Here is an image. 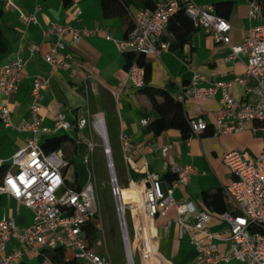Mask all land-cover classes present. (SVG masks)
I'll return each instance as SVG.
<instances>
[{
    "label": "crops",
    "instance_id": "obj_1",
    "mask_svg": "<svg viewBox=\"0 0 264 264\" xmlns=\"http://www.w3.org/2000/svg\"><path fill=\"white\" fill-rule=\"evenodd\" d=\"M195 1L212 5L224 1L233 2L232 12L227 17L222 16L231 25V45L241 44L247 30L264 20L258 0ZM251 1L259 5L263 19L251 16ZM141 9L144 8L133 5L129 7L132 20ZM19 10L26 14H36L38 22H25ZM0 22L8 44L7 51L0 52V66L17 58L28 60L17 89L8 96L3 95L4 99L8 100L13 124L10 127L0 124V158L5 160V163H8L12 156L25 146L30 136L19 127L32 120L30 93L36 76L50 80L48 88L42 91L41 119L43 126L48 130L41 134L40 142L42 144L48 138L61 135H68L75 141L77 153L73 164L68 165L69 159L64 150H54L63 156L65 166L62 171L67 186L74 190H80L89 181L92 182L88 164L97 143L88 139L82 132L90 129L100 138L92 125L96 116H101L105 123L108 145L114 162L106 121L107 115L111 116L109 124L111 138L118 150L117 157L122 163L123 177L128 181V187L123 186L130 188L129 204L131 205L133 189L144 187L143 180L148 171H154L167 180L165 176L172 172L173 165L190 164L195 170L190 181L188 184L177 186L173 194L176 200H186L198 209H205L203 193L218 189L226 192L225 186L233 180L231 170L223 161L225 153L243 150L250 156H256L262 149L264 143L262 133L255 134L252 130L259 122H245L244 129L237 133H215L217 127L215 121L222 109L220 94L210 100L187 98L183 103L189 119L201 117L209 123L208 128L191 141L184 139L176 129H169L160 134L148 130L149 122L159 115L151 109L147 97L140 88L133 86L127 80L125 52H122L116 43L126 38L125 27L119 17L104 15L101 0H68L67 2L65 0H12L11 4L4 3ZM54 24H71L80 29L93 30V33L84 36L78 42H73L69 35L64 37L65 47L60 50L59 55L70 54L72 58L69 60V66L59 70H53L45 60V55L49 52L56 36L53 34L45 36L43 31ZM107 35L111 38L109 39ZM32 44L40 45V50L34 54L31 53ZM231 53L232 49L229 45L216 43L212 34L199 28L192 41L185 45L183 50H168L163 51L159 56H144L145 61L150 64L149 84L164 87L173 81L177 86L176 96L179 86L188 84L195 74L206 78L204 85L232 80L244 73L247 56L240 53L239 56L229 59ZM232 94L238 100L243 99L244 88L234 83ZM60 113H63L71 123L68 130L56 128V120ZM79 118L87 120L85 127H78ZM143 119H148V124L144 125ZM122 134L129 136L128 151L123 147ZM87 140L94 144L92 151L89 150ZM101 142L105 150L102 139ZM164 146H169L166 157L162 155ZM114 166H116L115 162ZM71 167H73V177H70L68 173ZM133 172L139 176H134ZM77 185H80V188H76ZM225 198L230 209L234 207L227 193ZM133 212L138 218L135 207ZM130 213L132 215V210ZM213 214L209 228L215 234L214 242L219 250L227 251L229 243L225 237L228 234V224L220 218L219 214ZM2 217H13L18 228L23 230L32 224L34 213L22 202L3 193L0 194V218ZM178 217L176 209L172 208L166 217L158 215L148 219L144 223V240L170 264H196L198 250L186 236L180 238ZM189 221L193 222L191 214ZM132 225L134 231V219ZM128 235H130L129 231ZM141 240L144 243L142 235ZM96 243L100 242L95 239L94 244ZM92 248L100 252L95 246ZM38 250L37 245H29L16 235L11 237L4 249L1 248L0 241L1 258H5L13 251L22 253L21 259L10 264H39L41 255ZM66 252L68 258L75 256L73 251ZM226 264L245 263L232 259Z\"/></svg>",
    "mask_w": 264,
    "mask_h": 264
},
{
    "label": "built area",
    "instance_id": "obj_2",
    "mask_svg": "<svg viewBox=\"0 0 264 264\" xmlns=\"http://www.w3.org/2000/svg\"><path fill=\"white\" fill-rule=\"evenodd\" d=\"M12 3V0H1ZM179 9L193 20L198 28L212 34L216 43L229 45L232 53L229 59L244 53L247 56L245 71L232 80H224L204 85V76L195 74L186 85L179 86L176 98L182 103L187 98L194 100H210L220 94L222 103L221 113L217 117L216 134L237 133L244 129L245 122H259L252 130L262 133L264 139V20L246 32L244 41L239 45H231V25L228 20L215 11L212 4H201L195 0H155L153 9H141L133 16L134 27L129 35L116 41L122 52L159 56L169 50V43L163 40L171 16ZM20 16L25 22L37 23L36 14H26L22 10ZM251 16L263 19L259 5L251 1ZM44 35H55L56 38L45 55V60L53 70L69 66L70 54L60 56L59 52L65 47L64 37L71 36L73 42H78L93 30L80 29L71 24H54L43 31ZM110 39L111 36L107 35ZM40 50L39 44L31 45V53ZM27 59L17 58L0 66V124L13 126L8 100L3 95H10L17 87L26 65ZM127 80L137 88L145 84V68L135 59L127 70ZM49 79L36 76L30 93V109L32 120L23 123L19 129L30 134L26 144L9 160L0 158V167L8 164V169L0 182V194H9L34 213L32 224L20 230L13 217L0 218V241L4 249L13 235H16L29 245H37L41 255L39 264H55L45 252L46 249L62 247L73 251L75 257L85 264H111L110 260L89 246L84 230L87 221L98 214L97 198L92 182H88L80 190L67 186L63 173L65 161L57 151L46 152L40 142V136L48 130L41 119L42 91L49 86ZM244 88V98L236 99L232 94L233 84ZM122 86V85H121ZM250 96L253 98H250ZM96 116L92 122L95 132L105 145L108 156V168L112 185V194L116 200V211L123 232L124 243L128 239L126 210L134 206L125 205L121 201V188L111 158V148L105 129L98 125ZM192 134L187 138L191 141L204 132L209 123L204 118L190 120ZM87 120L79 118L78 127H85ZM144 125L148 119H143ZM71 123L63 113L56 120L57 129L68 130ZM85 139V138H83ZM123 147L130 149L129 136L121 135ZM89 150L94 144L87 140ZM169 146L162 148L166 157ZM87 158V156H86ZM224 163L233 175L232 182L225 186V191L234 203V209L221 213L220 218L228 224V234L225 240L229 243L227 251L217 248L215 234L209 224L213 213L206 209H198L191 202L176 200L174 189L179 185L188 184L194 173V167L173 165L172 173L175 178L165 180L154 171H148L143 182L142 195L137 194V202L147 219L155 216L166 217L174 208L179 217V236L187 237L198 250L196 264H226L232 259L245 264H264V143L256 156H250L243 150H232L223 156ZM61 192V193H60ZM137 202H133L136 204ZM192 215L193 222L189 221ZM127 250V249H126ZM155 264H170L161 257L151 246ZM22 258L20 251H13L5 258L0 257V264H10Z\"/></svg>",
    "mask_w": 264,
    "mask_h": 264
},
{
    "label": "trees",
    "instance_id": "obj_3",
    "mask_svg": "<svg viewBox=\"0 0 264 264\" xmlns=\"http://www.w3.org/2000/svg\"><path fill=\"white\" fill-rule=\"evenodd\" d=\"M68 0H65L67 2ZM264 16V0H258ZM103 13L106 17H119L125 27V37L134 27L133 20L129 15V7L136 6L144 9H153L155 0H101ZM4 3L0 0V17L3 12ZM215 11L220 16L227 17L233 9V2L224 1L218 2L215 5ZM199 28L195 25L183 9L177 10L170 18L168 28L163 36V40L169 43V50H183L185 45L189 44L195 32ZM8 48L7 40L3 33V28L0 22V52H6ZM127 69L136 59L140 65L145 68V84L140 88V91L147 97L151 109L155 110L159 117L152 119L147 125V129L155 134H160L169 129L178 130L184 139H187L192 134L191 122L185 112L184 104L179 101L176 96L177 86L173 81L167 83L164 87H156L149 84L150 81V64L145 61V54H136L135 52H125ZM45 151L50 152L58 149L64 150L69 159L68 165L73 164L74 156L77 153V145L75 141L68 135H61L46 139L42 142ZM8 169V164L0 167V181ZM133 175L138 177L139 174L133 172ZM141 176V175H140ZM168 181L175 178L171 172L166 176ZM76 188H80L77 185ZM224 190L205 191L203 193L204 208L215 214H221L234 209L226 201ZM233 206V204H232ZM84 230L89 242V246H94V241L99 232L98 215L91 217ZM45 252L54 260L55 264H85L77 257L68 258L67 252L62 247L46 249Z\"/></svg>",
    "mask_w": 264,
    "mask_h": 264
},
{
    "label": "rangeland",
    "instance_id": "obj_4",
    "mask_svg": "<svg viewBox=\"0 0 264 264\" xmlns=\"http://www.w3.org/2000/svg\"><path fill=\"white\" fill-rule=\"evenodd\" d=\"M108 134L113 148V158L115 162L116 172L118 174L119 184L121 188V201L124 206L131 201L130 188L128 181L123 177L122 163L119 161L117 154L118 150L114 146L112 133L109 127L111 116L107 115ZM88 139L97 143L95 150L91 156V161L88 164L90 178L94 184V189L98 204V227L96 241L100 243L94 244L97 251H100L104 257L108 258L111 264H129L127 251L123 240L122 229L119 226L118 215L116 211V200L112 194V185L109 177V168L107 167L108 156L102 146L101 139L90 129H85L82 132ZM79 160L80 157H79ZM70 177H73V167L69 169ZM61 193V192H60ZM126 218L128 222V231L133 249L135 264H146L144 260L143 243L141 240V226L137 216L134 217V231L132 225V215L130 209L126 210ZM149 222V221H148Z\"/></svg>",
    "mask_w": 264,
    "mask_h": 264
},
{
    "label": "bare ground",
    "instance_id": "obj_5",
    "mask_svg": "<svg viewBox=\"0 0 264 264\" xmlns=\"http://www.w3.org/2000/svg\"><path fill=\"white\" fill-rule=\"evenodd\" d=\"M97 123L99 126H101V128H103L104 126V121L102 119L101 116L98 117L97 119ZM142 189H137L136 187L133 189V199H132V205L136 208L137 212H138V219H139V224L141 226V235L143 236V240L145 239V233H144V223L148 220L142 210V207L139 206L138 202H137V194L136 192H139L140 196L142 195ZM137 202L136 204H134L133 202ZM143 252H144V260L146 264H155L156 262V258L155 256H153L151 247L149 246V244L144 240L143 241ZM125 247L129 253V255L131 256L132 260H134V255H133V249H132V245H131V241H130V235H128V239L126 237L125 240Z\"/></svg>",
    "mask_w": 264,
    "mask_h": 264
},
{
    "label": "water",
    "instance_id": "obj_6",
    "mask_svg": "<svg viewBox=\"0 0 264 264\" xmlns=\"http://www.w3.org/2000/svg\"><path fill=\"white\" fill-rule=\"evenodd\" d=\"M127 256H128V263L129 264H134V261L132 260L131 256L129 255L128 251H127Z\"/></svg>",
    "mask_w": 264,
    "mask_h": 264
}]
</instances>
